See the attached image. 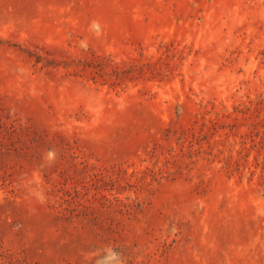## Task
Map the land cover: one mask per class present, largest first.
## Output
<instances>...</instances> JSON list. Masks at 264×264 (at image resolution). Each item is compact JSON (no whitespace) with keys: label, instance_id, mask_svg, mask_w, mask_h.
Instances as JSON below:
<instances>
[{"label":"rangeland","instance_id":"obj_1","mask_svg":"<svg viewBox=\"0 0 264 264\" xmlns=\"http://www.w3.org/2000/svg\"><path fill=\"white\" fill-rule=\"evenodd\" d=\"M0 264H264V0H0Z\"/></svg>","mask_w":264,"mask_h":264},{"label":"clouds","instance_id":"obj_2","mask_svg":"<svg viewBox=\"0 0 264 264\" xmlns=\"http://www.w3.org/2000/svg\"><path fill=\"white\" fill-rule=\"evenodd\" d=\"M51 155V154H50Z\"/></svg>","mask_w":264,"mask_h":264}]
</instances>
